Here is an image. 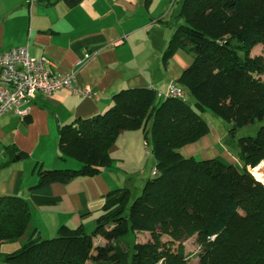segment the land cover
<instances>
[{
  "label": "trees",
  "instance_id": "obj_1",
  "mask_svg": "<svg viewBox=\"0 0 264 264\" xmlns=\"http://www.w3.org/2000/svg\"><path fill=\"white\" fill-rule=\"evenodd\" d=\"M65 1L72 7L81 2ZM243 5V0L181 3L184 23L168 51L185 49L195 57L181 79L194 106L190 99L159 100L150 90L123 91L108 112L63 130V161L71 159L77 168L38 170V188L95 177L112 165L110 151L119 136L141 129L158 170L141 197L131 198L129 190L112 192L93 232L62 226L54 238L33 233L18 251L6 255V264H186L183 250L175 253L163 236L181 242L196 233L207 253L218 250L231 257V264H264V186L248 170L264 161V82L252 76L264 73V61L249 52L264 45V9L249 27L234 33L233 43L219 44L220 32L209 37L213 24L221 30L229 20L239 19ZM214 68L227 85L224 93L209 87L217 75ZM207 111L230 123L231 133L260 122L255 136L238 140L242 166L182 155L181 149L209 134L203 118ZM31 217L23 199L0 197V247L23 238ZM131 230L149 231L152 238L135 244L132 253L111 244ZM95 237L107 244L96 245Z\"/></svg>",
  "mask_w": 264,
  "mask_h": 264
},
{
  "label": "crops",
  "instance_id": "obj_2",
  "mask_svg": "<svg viewBox=\"0 0 264 264\" xmlns=\"http://www.w3.org/2000/svg\"><path fill=\"white\" fill-rule=\"evenodd\" d=\"M182 1L81 0L72 7L65 0H0V53L28 46L33 57L49 59L56 74L73 73L75 86L92 91L91 96L69 89L48 97L39 93L24 121L12 110L0 117V197L23 199L32 214L27 234L0 247V264H6V255L18 251L33 233L42 239L54 238L62 226L93 232L105 213L106 197L127 190L126 161L141 167L146 182L152 179L157 161L139 129L119 136L110 151L113 163L102 168L101 174L37 187L39 168L79 165L71 159L63 161L59 145L63 130L77 120H93L108 112L123 91L165 94L175 82L191 101L181 79L195 57L185 49L168 51L183 21ZM209 130L201 140L181 149L182 155L186 151L199 161L219 158L242 166L239 156L222 144L217 130ZM128 137H134V145ZM199 145L205 150L199 151ZM235 150L239 153V146Z\"/></svg>",
  "mask_w": 264,
  "mask_h": 264
},
{
  "label": "rangeland",
  "instance_id": "obj_3",
  "mask_svg": "<svg viewBox=\"0 0 264 264\" xmlns=\"http://www.w3.org/2000/svg\"><path fill=\"white\" fill-rule=\"evenodd\" d=\"M244 5H243V13L242 16L238 18H233L227 22V24L221 28H217L214 26V24L210 27L211 29V35L209 37L211 39H215L216 35L218 32H220L219 38H217V41L219 44L222 43H233V36L234 33H239L243 29H246L247 27L250 26V23L252 20L257 16L258 10L259 9H264V0H243ZM184 23V19L181 22L180 25ZM251 57H262L264 61V45L259 44V46L253 48L252 50L249 51ZM215 69V68H214ZM217 75L214 77L213 82L209 85L210 89L213 88L215 89L218 93H224L225 90V85L226 83L220 76V73L218 69L216 68L214 70ZM252 76L256 78L257 80H260L264 82V73L261 75H258L256 73H252ZM216 78V79H215ZM191 105H193V102L190 101ZM203 118L207 121L209 128L211 130L216 129L218 134H220L222 140V144H224L226 147L230 149L232 153H234L237 158L239 156V153L235 150L236 147L238 148L239 144V138L241 137H248V136H255L257 131L260 129V122L256 121L254 123H251V125L245 126V127H238L235 131L232 133L230 130L232 129V125L228 123L226 120H224L222 117H219L218 115H215L213 112H205L203 113ZM133 134V133H132ZM127 136H132V135H127ZM225 137V138H224ZM129 139V140H128ZM128 141L131 143L135 139L134 137H128ZM142 141H143V136H142ZM132 144V143H131ZM222 145L221 143H219ZM134 145V144H132ZM220 145L218 146V151H220ZM143 146V143H142ZM199 151L205 150L206 147L198 146ZM215 147V145H214ZM216 148V147H215ZM146 149V147H145ZM144 146H143V153L145 151ZM126 151H122L124 156H126ZM184 155L188 158V153L184 151ZM128 156L125 158L127 159ZM131 159V157H129ZM201 158V157H200ZM125 169H123V172L126 173L124 176H128L127 178H124L125 186L127 187V190L129 189L131 197L134 199L138 197L141 194V190L143 186L146 184V179L144 180L143 177L140 175L141 167L134 166L135 163L126 161L124 163ZM146 165L142 168H145ZM261 167V168H260ZM257 168L261 169L262 176L264 177V161L259 164L258 167L252 168L249 167L248 170L249 172L254 173L253 171L256 170ZM255 175V173H254ZM263 181V180H262ZM152 236L149 231H134L131 230L130 233L127 236H124L117 241H114L111 243L113 246L116 248H122L125 251L132 253L134 250V245L135 244H141L144 245V243H147L151 240ZM163 242L168 243V247H171V249L176 253L180 251L181 249L183 250V256L185 257L186 264H231L230 260L231 257H226L225 255H221L219 251L217 250L216 252L213 253H207L205 250V247L203 244L197 242V233L193 234L191 237L185 238L181 242H173L171 238L168 236H163ZM94 243L97 245H106L107 243L101 238V237H95L94 238ZM238 256H234L233 259L237 261ZM239 260V259H238Z\"/></svg>",
  "mask_w": 264,
  "mask_h": 264
},
{
  "label": "built area",
  "instance_id": "obj_4",
  "mask_svg": "<svg viewBox=\"0 0 264 264\" xmlns=\"http://www.w3.org/2000/svg\"><path fill=\"white\" fill-rule=\"evenodd\" d=\"M87 59L90 54L85 56ZM76 75L53 71V63L44 57H33L28 46L11 49L0 53V117L14 111L21 121L30 116L31 103L37 94L52 95L60 89H69L83 96H91L89 87L78 88L75 86ZM159 100L162 98H180L186 100V93L175 82L167 92L156 93ZM145 146L148 145L145 143ZM254 178V173L250 172ZM158 175L156 168L152 178ZM264 186V181L256 178Z\"/></svg>",
  "mask_w": 264,
  "mask_h": 264
},
{
  "label": "bare ground",
  "instance_id": "obj_5",
  "mask_svg": "<svg viewBox=\"0 0 264 264\" xmlns=\"http://www.w3.org/2000/svg\"><path fill=\"white\" fill-rule=\"evenodd\" d=\"M260 168H257L253 172L255 173L256 178L264 181V177L262 176V173H261V169Z\"/></svg>",
  "mask_w": 264,
  "mask_h": 264
}]
</instances>
